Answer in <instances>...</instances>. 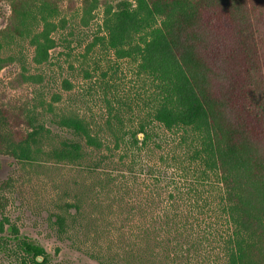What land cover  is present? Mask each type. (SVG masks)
<instances>
[{
  "label": "trees",
  "instance_id": "16d2710c",
  "mask_svg": "<svg viewBox=\"0 0 264 264\" xmlns=\"http://www.w3.org/2000/svg\"><path fill=\"white\" fill-rule=\"evenodd\" d=\"M7 3L9 15L0 39L7 45L27 40L33 49L32 63H47L56 45L58 0ZM98 5L97 0L82 1L83 26H88ZM64 24L60 20V26ZM101 28L105 36L98 40L116 59L133 62L138 73L151 80L155 99L148 122L177 132L182 151L180 157L173 153L169 160L159 158L173 167L181 182L169 191L170 203L163 205L160 217L134 228L131 224L118 228H126L132 241L131 250L121 243L120 263L179 264L183 259V264H192V254L211 241L224 264H264V0H118L105 5ZM13 62V57L0 58V71ZM20 70L19 83L41 82L40 76L26 75L22 64ZM63 85L70 89L68 82ZM56 124L71 135L47 153L57 162L79 164L86 155L84 145L102 149V142L81 118L62 116ZM147 124L131 131L130 141L115 138L116 149L120 142L126 145L118 161L127 175L138 166L136 161L124 163L128 151L140 152L152 142ZM43 131L36 117L0 102V154L33 161L42 152ZM123 178L106 174L100 188L111 193L110 185H115L118 193L127 195L126 181L119 186ZM124 199H118L122 214L147 211ZM69 210H74L73 215ZM80 210L76 199L65 206L64 214L55 216L59 235L78 225ZM205 220L210 222L206 231ZM111 226L110 220L109 233ZM86 230L88 237L98 238L93 227ZM11 233L10 238L0 236L1 253L11 254L19 264H48L40 246L20 236L13 226ZM10 242L14 248L7 249Z\"/></svg>",
  "mask_w": 264,
  "mask_h": 264
},
{
  "label": "rangeland",
  "instance_id": "374dc122",
  "mask_svg": "<svg viewBox=\"0 0 264 264\" xmlns=\"http://www.w3.org/2000/svg\"><path fill=\"white\" fill-rule=\"evenodd\" d=\"M82 1L58 0L60 12L54 20L57 30L53 33L56 45L48 62L41 66L32 63L33 49L27 40H14L7 45L0 39V58L15 59L0 71V102L23 109L44 127L42 152L33 161L20 162L0 154V222L4 223L0 236L12 237L11 227H15L20 236L45 251L48 264H121V243L130 249L132 241L126 228L122 231L118 228L130 224L134 228L138 223H153L160 217L163 205L170 203L169 191L175 185L180 187L181 182L178 173L172 172L173 167L159 158L169 160L173 153L180 157L182 151L177 132H168L148 122L155 99L149 77L139 74L133 62L116 59L104 42L98 40L105 36L101 28L104 7L118 0H97L99 5L86 27L80 23ZM8 15L7 0H0V29ZM60 20L65 21L63 27ZM20 64L25 67L26 75L40 76L41 82L19 83ZM64 81L69 83V90L64 88ZM62 116L84 120L90 133L102 142V149L93 150L84 145L86 155L79 164L57 162L49 156L47 153L61 141L71 139L70 133L56 124ZM146 123L152 132V142L140 152L128 151L124 163L136 161L138 166L133 168L134 174L127 175L118 161L126 152V145L120 142L116 149L115 138L130 141L129 133ZM137 138L142 139V135ZM93 164L95 168L91 169ZM106 174L124 177L119 186L126 181L127 195L124 191L118 193L115 185H110L111 193L104 192L100 183L103 184ZM121 196L124 203L147 211L122 214L118 200ZM76 199L81 206L78 227L72 225L66 235H59L55 216L64 214L65 206ZM175 203L179 205L181 201L176 198ZM69 212L73 215L74 210ZM110 220L111 233L107 229ZM209 223L205 220L203 230L210 227ZM90 227L96 230L98 238L88 237L86 229ZM12 247L13 242L7 243V249ZM218 251L214 242H204L192 254V264H224ZM10 255L0 252V264H19ZM93 255L102 258V262ZM183 263L182 259L179 264Z\"/></svg>",
  "mask_w": 264,
  "mask_h": 264
},
{
  "label": "water",
  "instance_id": "95a60500",
  "mask_svg": "<svg viewBox=\"0 0 264 264\" xmlns=\"http://www.w3.org/2000/svg\"><path fill=\"white\" fill-rule=\"evenodd\" d=\"M37 260H38V261H41L42 259H41L40 257H37Z\"/></svg>",
  "mask_w": 264,
  "mask_h": 264
}]
</instances>
